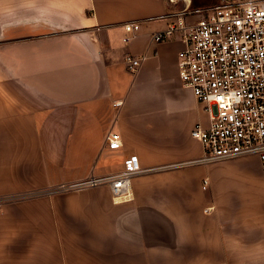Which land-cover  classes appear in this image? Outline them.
<instances>
[{
	"label": "crops",
	"instance_id": "crops-1",
	"mask_svg": "<svg viewBox=\"0 0 264 264\" xmlns=\"http://www.w3.org/2000/svg\"><path fill=\"white\" fill-rule=\"evenodd\" d=\"M180 8L0 0V264H264L258 158L198 161L191 131L209 118L179 76L182 35L151 41ZM144 52L131 72L127 56ZM110 130L117 150L103 148ZM129 154L152 170L133 177L128 201L107 185L48 192L118 172Z\"/></svg>",
	"mask_w": 264,
	"mask_h": 264
},
{
	"label": "built area",
	"instance_id": "built-area-1",
	"mask_svg": "<svg viewBox=\"0 0 264 264\" xmlns=\"http://www.w3.org/2000/svg\"><path fill=\"white\" fill-rule=\"evenodd\" d=\"M180 4L178 20L151 35V41H164L176 32L182 35L178 53L179 76L208 114L207 126L196 124L193 138L203 147L201 163H212L244 156H255L264 173V0H218L203 9L205 15L188 23L183 16L192 14L193 0H164ZM125 42L140 30L137 21L123 24ZM146 52L126 58L129 70L136 73ZM122 146L119 133L110 130L103 148ZM142 167L136 154L125 157L123 169L104 176L61 184L49 193L107 185L115 202L132 199L134 176L151 171ZM208 180L204 179L203 188ZM210 208H206L208 212Z\"/></svg>",
	"mask_w": 264,
	"mask_h": 264
},
{
	"label": "rangeland",
	"instance_id": "rangeland-1",
	"mask_svg": "<svg viewBox=\"0 0 264 264\" xmlns=\"http://www.w3.org/2000/svg\"><path fill=\"white\" fill-rule=\"evenodd\" d=\"M211 2V0H193L192 9H194V6H204L206 4L208 5ZM202 15H205V12L202 13Z\"/></svg>",
	"mask_w": 264,
	"mask_h": 264
}]
</instances>
